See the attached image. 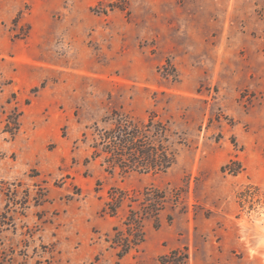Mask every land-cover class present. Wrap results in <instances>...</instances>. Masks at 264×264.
Returning <instances> with one entry per match:
<instances>
[{
  "label": "rangeland",
  "instance_id": "1",
  "mask_svg": "<svg viewBox=\"0 0 264 264\" xmlns=\"http://www.w3.org/2000/svg\"><path fill=\"white\" fill-rule=\"evenodd\" d=\"M0 264H264V0H0Z\"/></svg>",
  "mask_w": 264,
  "mask_h": 264
},
{
  "label": "trees",
  "instance_id": "2",
  "mask_svg": "<svg viewBox=\"0 0 264 264\" xmlns=\"http://www.w3.org/2000/svg\"><path fill=\"white\" fill-rule=\"evenodd\" d=\"M167 131L166 123L153 117L139 125L127 116L117 115L112 125L100 132V148H95L94 153L103 155L109 169L116 166L123 172H164L174 163L176 155L168 145ZM134 222L133 225H139L140 221L136 217ZM128 241L124 239L121 253L126 251Z\"/></svg>",
  "mask_w": 264,
  "mask_h": 264
}]
</instances>
